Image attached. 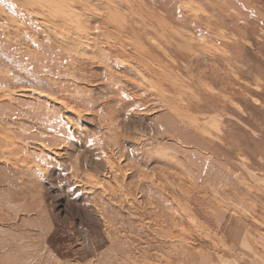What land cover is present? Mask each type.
Wrapping results in <instances>:
<instances>
[{"label": "rangeland", "instance_id": "1", "mask_svg": "<svg viewBox=\"0 0 264 264\" xmlns=\"http://www.w3.org/2000/svg\"><path fill=\"white\" fill-rule=\"evenodd\" d=\"M0 264H264V0H0Z\"/></svg>", "mask_w": 264, "mask_h": 264}]
</instances>
